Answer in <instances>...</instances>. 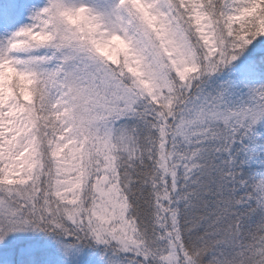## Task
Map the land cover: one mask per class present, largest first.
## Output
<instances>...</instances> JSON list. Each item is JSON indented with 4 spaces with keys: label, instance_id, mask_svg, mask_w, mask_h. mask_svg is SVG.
I'll use <instances>...</instances> for the list:
<instances>
[{
    "label": "snow or ice",
    "instance_id": "snow-or-ice-1",
    "mask_svg": "<svg viewBox=\"0 0 264 264\" xmlns=\"http://www.w3.org/2000/svg\"><path fill=\"white\" fill-rule=\"evenodd\" d=\"M0 264H264V0H0Z\"/></svg>",
    "mask_w": 264,
    "mask_h": 264
}]
</instances>
